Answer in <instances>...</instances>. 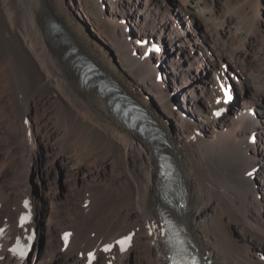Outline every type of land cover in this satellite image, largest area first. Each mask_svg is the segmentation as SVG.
Segmentation results:
<instances>
[{"label":"bare ground","instance_id":"6f19581e","mask_svg":"<svg viewBox=\"0 0 264 264\" xmlns=\"http://www.w3.org/2000/svg\"><path fill=\"white\" fill-rule=\"evenodd\" d=\"M121 20L161 40L165 60L155 48L146 55L151 43L128 39ZM81 55L155 128L129 123L112 92L84 83ZM38 100L60 141L53 165L80 189L60 222L34 200L46 170L30 121ZM0 108L20 125L0 154V264H167V225L211 264H264V0H0ZM25 219L48 239V258L18 236ZM23 241L32 249L19 258L13 249Z\"/></svg>","mask_w":264,"mask_h":264},{"label":"rangeland","instance_id":"374dc122","mask_svg":"<svg viewBox=\"0 0 264 264\" xmlns=\"http://www.w3.org/2000/svg\"><path fill=\"white\" fill-rule=\"evenodd\" d=\"M144 1L145 0H141V2H144ZM110 8L111 7L108 1L103 2V5H102L103 11L105 12L108 11V14H109ZM73 9L76 15L78 16V18L82 22H84V24H86L88 29L90 28L91 30L92 27L96 25V24L91 25L90 23H88V19L84 16L85 15L84 11H82L81 9L79 10L76 9L75 6ZM125 9L126 8L124 6L120 7L121 14L123 13L124 15L126 11ZM121 22L125 26L127 25L126 32L128 33V36H127L128 39H131L133 41L134 39H136V37L134 36H137L138 39H140L139 44L141 46H147L149 45V43H151L152 48L148 49L149 51L146 50V55H148L149 57L150 55L151 56L154 55L155 51L153 49L155 48L158 51V54L162 55V59L160 60V63L165 60V57H167V55H169L168 53L169 49H167V46L164 43H162L161 40L160 41L158 40L156 42H151L149 37L142 35V32L139 28L135 26H129L123 20H121ZM93 23H95V21H93ZM192 26L197 31H201L199 22L193 21ZM107 41H108V44L105 42L104 43L108 47V50L111 52L112 56L117 57L119 55V51L117 47L114 44L109 43V40ZM156 45H158V48H156ZM172 54L173 53L171 52L170 55ZM5 70H3L4 73L2 71L3 74H7L9 72V69L5 68ZM228 74H230V72ZM164 77H165V73H162V72L158 73L157 75V79L161 82L164 80ZM225 84H226L225 87L229 89L231 88V86L227 85L228 83L226 80H225ZM226 112H228V110H226ZM0 118H1L0 119V154H2L5 152V150L8 148L11 142V139H12L11 131L15 130L18 132L17 129L20 128V125H18L19 124L18 122L17 124L15 123L13 124L12 122H10L8 118L5 116V113L3 112L1 108H0ZM50 119L51 118L49 117L47 107L43 105V102L41 100H38V109L37 111L32 112V114L30 115V121L34 127L35 134L37 135L36 141L40 147V157H39L40 167L46 170H45V176L42 177V181L41 182L35 181L33 184L34 196H35V199L34 198L33 199L37 201L40 200L41 203L43 204L44 212L47 213V211H49V214L51 213L50 216L54 218L57 222H60L61 219L65 217V215L67 214L68 210H71L72 212H74L73 205H76L77 200L80 198L79 197L80 189L75 188L72 185L69 186V184L66 182L65 170L60 161L58 163H55L56 165H53V161L55 159L54 157H56L57 155L56 153L60 152L59 150L60 141L58 138L56 139V136H55L56 134L53 130V119L51 120ZM37 130H40V131H37ZM30 142H31V139H30ZM46 146L49 147V150ZM45 216L46 215H44L43 218L40 219L38 222L40 227H45L46 225L47 216L46 217ZM23 222L26 223V225L22 227L21 224ZM19 226L20 228L21 227L22 228H21V233L18 236H27L30 240L34 241V248L36 246H39V250L42 253V257H44L43 259L48 258L50 254L48 250L50 249L51 246L47 242L48 239L45 237L44 233L42 234L41 238L38 240L36 233L34 232V230L31 228L29 224L28 219H25L22 222H20ZM27 228H29L30 231H27ZM23 243L27 244V241H23ZM12 248H11V254H12ZM14 257L18 259L16 256ZM114 259H116V257Z\"/></svg>","mask_w":264,"mask_h":264},{"label":"water","instance_id":"95a60500","mask_svg":"<svg viewBox=\"0 0 264 264\" xmlns=\"http://www.w3.org/2000/svg\"><path fill=\"white\" fill-rule=\"evenodd\" d=\"M53 28H56V29L59 28V24L54 23L53 24ZM78 60H79L80 66L84 70V73H88V72L91 73L94 82L99 83L100 85L103 84L104 82H112L109 78H105V80H99V78H96V76L99 75L102 72L98 69V66L93 61L87 59L84 55L79 56ZM115 91H117V90H115ZM117 97H121V98L123 97L124 99H129L126 96H123V95L122 96L118 95ZM136 103L138 105H140L143 110H145L144 107L140 103H138V102H136ZM145 112L147 113L146 110H145ZM150 120H151V117L147 113V121H148L149 124H151V122H149ZM151 125L153 126V128H155V126L153 124H151ZM155 132L158 133V131H155Z\"/></svg>","mask_w":264,"mask_h":264},{"label":"snow or ice","instance_id":"6c2138e0","mask_svg":"<svg viewBox=\"0 0 264 264\" xmlns=\"http://www.w3.org/2000/svg\"><path fill=\"white\" fill-rule=\"evenodd\" d=\"M0 231H2V230H0ZM117 243H119L123 247L125 244V240L117 241ZM13 251H15V249H13ZM21 255H23V252H21Z\"/></svg>","mask_w":264,"mask_h":264}]
</instances>
